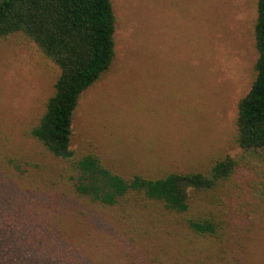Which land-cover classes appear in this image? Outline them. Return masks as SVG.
Listing matches in <instances>:
<instances>
[{
	"label": "rangeland",
	"instance_id": "obj_1",
	"mask_svg": "<svg viewBox=\"0 0 264 264\" xmlns=\"http://www.w3.org/2000/svg\"><path fill=\"white\" fill-rule=\"evenodd\" d=\"M111 1L115 59L80 98L70 149L125 178L203 171L239 155L257 0ZM58 74L32 42L0 39V264H264V164L218 191H190L187 216L214 217L217 238L153 203L77 198L60 179L65 165L25 135ZM12 158L29 174L6 169Z\"/></svg>",
	"mask_w": 264,
	"mask_h": 264
},
{
	"label": "trees",
	"instance_id": "obj_2",
	"mask_svg": "<svg viewBox=\"0 0 264 264\" xmlns=\"http://www.w3.org/2000/svg\"><path fill=\"white\" fill-rule=\"evenodd\" d=\"M115 25L111 0H0V39L22 36L59 70L52 96L25 135L65 165L60 179L77 198L103 207L128 199L153 203L185 216L187 228L195 235L217 238L220 225L214 217L187 216L189 193L218 191L239 169L264 164V0L256 3L255 77L237 108L234 143L241 152L234 158H217L203 171L125 178L107 168L96 154L78 156L70 149L80 98L113 65ZM4 165L20 178L29 174L13 158Z\"/></svg>",
	"mask_w": 264,
	"mask_h": 264
}]
</instances>
